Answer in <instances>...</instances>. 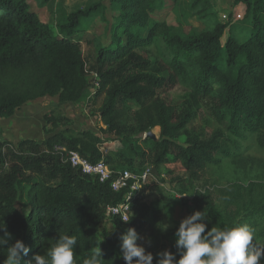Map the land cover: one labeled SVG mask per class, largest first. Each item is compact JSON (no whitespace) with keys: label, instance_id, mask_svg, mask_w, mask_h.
Returning a JSON list of instances; mask_svg holds the SVG:
<instances>
[{"label":"trees","instance_id":"16d2710c","mask_svg":"<svg viewBox=\"0 0 264 264\" xmlns=\"http://www.w3.org/2000/svg\"><path fill=\"white\" fill-rule=\"evenodd\" d=\"M48 1L42 0L40 6ZM170 1L177 28L153 18L163 0H97L70 13L58 6L54 30L30 10L27 0H0V117L10 118L27 102L45 97L79 104L93 90L95 98L104 96L100 109L104 131L132 151L126 164L143 170L150 163L156 170L150 179L157 181L161 165L179 161L188 178L167 181L177 195L187 192L188 180L213 171L227 185L196 190L192 214L207 213L206 231L248 224L254 230V245L264 249V179H240L251 172L248 164L254 161L237 153L238 141L247 136H255L257 147L264 150V0H222L230 8L225 19L215 8L220 0ZM97 18L105 22V34L88 42L94 58L86 59L76 36ZM177 82L187 90L180 106L159 96L164 86ZM44 120L51 128L44 129L43 139L0 143V226L6 225L10 244L20 240L29 248L22 260L34 264L35 255L46 254L60 236L69 235L77 239L75 264H83L99 247L101 264H127L120 237L129 228L137 235L150 232L162 253H175L174 233L181 222L166 224L162 208L147 200L154 190L163 204L170 203L158 186L150 192L143 185L131 201L127 222L106 218V208L121 203L126 191L114 192L108 182L100 183L72 167L66 152L58 149L97 163L105 141L90 129H75L65 116L47 115ZM200 121L210 129L212 121L226 123L227 132L218 130L206 137L194 132ZM156 127L159 140L143 138L149 148L137 152L134 143L140 138L133 137ZM182 136L183 146L177 143ZM116 160L105 156L113 171ZM21 199L29 207L27 215L16 208ZM105 219L112 229L100 237ZM149 253L152 264L162 258L145 251ZM4 259L6 249L0 250V264ZM138 259L133 257L132 264Z\"/></svg>","mask_w":264,"mask_h":264},{"label":"rangeland","instance_id":"374dc122","mask_svg":"<svg viewBox=\"0 0 264 264\" xmlns=\"http://www.w3.org/2000/svg\"><path fill=\"white\" fill-rule=\"evenodd\" d=\"M42 0H27V3L30 6V10L35 12L40 21L44 24H47L54 28L55 30V14L57 7H61L64 13H70L77 9H83L97 0H49L43 7L40 6ZM172 2L170 0H163V8L158 10L153 14V18L159 21L167 22L171 28H177L178 25L175 21V16L172 12ZM216 11L220 18L225 19L230 11L228 1H217L215 5ZM107 17L110 19L111 14L107 13ZM105 34V22L100 18H97L93 21L89 29L80 35H77L76 38L82 44V49L86 59L94 58V49L93 46L88 44L93 38L102 36ZM102 41L107 42V36L102 37ZM159 51L164 52L163 45H155ZM155 52L158 50L155 49ZM158 51V52H159ZM91 94L89 98L82 103L75 105L60 104L57 97H45L39 98L24 104L21 108L15 111L14 115L10 118H1L0 117V143L7 141L13 144L26 139L40 140L45 137L44 129H50V125L45 123L44 117L47 115H62L67 117L72 126L75 129H90L94 131L100 138L105 142V148L109 156L114 157L116 162L111 166L117 170H129L134 174H140L147 168L152 166L146 164L144 169L141 170L136 166H130L126 164V158L132 156V151L130 150L127 143H124L120 139L107 134L104 129V125L100 119V109L102 107L104 96L95 98ZM186 87L180 82L175 84H167L159 92L160 98L166 103H171L173 105L180 106L183 103V98L186 94ZM203 107V110H206V104ZM211 129L204 123L200 121L196 123L194 127V132L203 134L206 137L212 136L213 132L218 130L226 133L227 124H217L212 121ZM151 132L155 135L153 141L159 140V128L156 127L152 129ZM191 137L196 134L193 131L190 132ZM134 139L140 138L139 141L134 143L135 149L137 152L143 150H148L149 142H146L143 138V135L134 136ZM185 136H182L178 140V144L185 145ZM219 141L223 142L224 138H219ZM239 150L238 154L242 157L247 158L249 162H253V165L248 167L251 172L248 175H241L240 179H246L250 182L254 179H264V150H261L257 147L255 143V136H247L245 140L238 141ZM228 160V159H226ZM244 171V169H243ZM246 172V171H245ZM182 163L179 161H170L168 164L161 165L159 168L158 180L149 178L146 183V187L151 190L152 187L158 186L161 195L169 198L170 203L163 204L160 199V195L155 193L152 190V194L148 196V202L155 203L159 208H162L165 214V222L169 224L170 222H182L183 219L187 218L192 214L193 206L191 204V199L196 190H203L205 188L216 189V188H225L227 185L226 180H222L213 173V171H208L207 174L201 176L198 179H190L187 183V192L184 195H180L179 198L176 196V192L170 191V186L167 185V181L170 178L175 176H182L186 179L188 175L186 174ZM246 180H243L246 181ZM207 181V182H205ZM241 182V183H243ZM147 191V193H149ZM151 192V191H150ZM175 198H179L175 200ZM184 200H188L190 203L184 204ZM16 208L23 214L27 215L29 212V207L26 204L25 199H21L16 203ZM112 229V224L108 220H104L99 227V236L102 237V234L106 231ZM150 232L144 231L138 235L137 245L143 247L146 250H153L157 254H161V248L157 245V242L149 234ZM150 241V243H149ZM123 241L121 242V244ZM122 246V245H121ZM160 257H162L160 255Z\"/></svg>","mask_w":264,"mask_h":264},{"label":"clouds","instance_id":"9594fccd","mask_svg":"<svg viewBox=\"0 0 264 264\" xmlns=\"http://www.w3.org/2000/svg\"><path fill=\"white\" fill-rule=\"evenodd\" d=\"M206 219L205 211H195L183 219L174 233L176 252L165 251L158 254L162 258L157 264H260L264 258V249L254 245V230L248 224H237L234 227L213 226L206 231L207 225L203 222ZM0 230L3 231V235H0V250L6 249V259L2 264H33V261L22 260L28 254L29 248L20 240L10 244L12 236L5 224L0 226ZM120 239L123 241L122 258L127 264H132L133 257L139 258L136 264H152L153 255H145V249L136 243L138 235L135 229L129 228L127 234ZM76 245L75 236H60L46 254L33 257L34 264H75ZM101 260L99 247L90 257L84 259L83 264H101Z\"/></svg>","mask_w":264,"mask_h":264},{"label":"built area","instance_id":"2783aa9c","mask_svg":"<svg viewBox=\"0 0 264 264\" xmlns=\"http://www.w3.org/2000/svg\"><path fill=\"white\" fill-rule=\"evenodd\" d=\"M143 137L145 138L146 134H143ZM58 149L66 152V161L72 167L79 169L88 176L96 178L100 183L108 182L114 192L126 191L124 200L121 203L106 208L105 216L106 218L118 217L123 222L128 221L131 214V201L137 197L143 185L152 176L151 168L145 169L140 174H134L129 170L113 171L105 162L107 150L104 143L100 144L99 149L102 157L97 163L89 162L75 151Z\"/></svg>","mask_w":264,"mask_h":264},{"label":"water","instance_id":"95a60500","mask_svg":"<svg viewBox=\"0 0 264 264\" xmlns=\"http://www.w3.org/2000/svg\"><path fill=\"white\" fill-rule=\"evenodd\" d=\"M146 137L150 138L151 140L155 139V135L151 131L146 133ZM151 172L152 174H156V170L154 167H151Z\"/></svg>","mask_w":264,"mask_h":264}]
</instances>
